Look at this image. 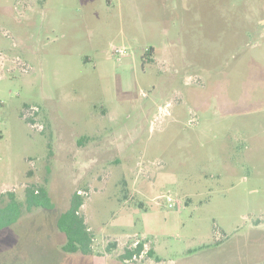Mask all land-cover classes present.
<instances>
[{"label":"rangeland","instance_id":"rangeland-1","mask_svg":"<svg viewBox=\"0 0 264 264\" xmlns=\"http://www.w3.org/2000/svg\"><path fill=\"white\" fill-rule=\"evenodd\" d=\"M7 193L0 264H264V0H0Z\"/></svg>","mask_w":264,"mask_h":264},{"label":"trees","instance_id":"trees-1","mask_svg":"<svg viewBox=\"0 0 264 264\" xmlns=\"http://www.w3.org/2000/svg\"><path fill=\"white\" fill-rule=\"evenodd\" d=\"M24 204L27 211L32 208L48 207V197L44 189H35L29 187L24 192ZM9 203L0 209V230L7 228L19 219L20 205L15 201L13 193H7ZM83 205V199L79 194H73L69 208L58 218L56 227L58 231L66 238L63 251L66 253H80L81 255H89L91 253V245L93 237L86 228L83 217L79 215V210ZM115 247V245H111ZM143 243H138L134 248L124 250L119 256L121 261H129L132 258L140 256L144 251ZM152 252L148 255L151 256Z\"/></svg>","mask_w":264,"mask_h":264},{"label":"built area","instance_id":"built-area-1","mask_svg":"<svg viewBox=\"0 0 264 264\" xmlns=\"http://www.w3.org/2000/svg\"><path fill=\"white\" fill-rule=\"evenodd\" d=\"M115 53H117V54H121L122 51H116ZM166 202H167V204H168V208H170V209L173 208V207L175 206V204L172 202V199H171L170 197H167V198H166ZM137 244H138V243H136V245H137ZM136 245H135V246H136ZM142 253H143V252H142ZM142 253H141V254H142ZM141 254H140V255H141ZM138 257H140V256H138ZM133 259H136V257L134 256Z\"/></svg>","mask_w":264,"mask_h":264},{"label":"crops","instance_id":"crops-1","mask_svg":"<svg viewBox=\"0 0 264 264\" xmlns=\"http://www.w3.org/2000/svg\"><path fill=\"white\" fill-rule=\"evenodd\" d=\"M123 209H125V208H123ZM124 212H126V211H124ZM130 221H131V219H130ZM124 238H118V239H116L117 241H120V240H123ZM119 245H117V247H118ZM154 252V253H153ZM152 253L154 254V257L155 258H157L158 259V257L156 256V252H155V250L153 249V251H152ZM121 256V255H120Z\"/></svg>","mask_w":264,"mask_h":264}]
</instances>
